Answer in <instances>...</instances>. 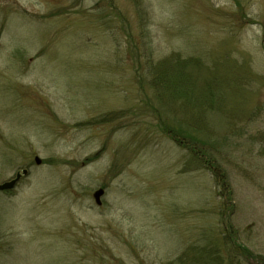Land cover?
I'll use <instances>...</instances> for the list:
<instances>
[{
    "label": "rangeland",
    "instance_id": "rangeland-1",
    "mask_svg": "<svg viewBox=\"0 0 264 264\" xmlns=\"http://www.w3.org/2000/svg\"><path fill=\"white\" fill-rule=\"evenodd\" d=\"M24 169L0 264H264V0H0V184Z\"/></svg>",
    "mask_w": 264,
    "mask_h": 264
},
{
    "label": "trees",
    "instance_id": "trees-1",
    "mask_svg": "<svg viewBox=\"0 0 264 264\" xmlns=\"http://www.w3.org/2000/svg\"><path fill=\"white\" fill-rule=\"evenodd\" d=\"M173 65H174V63H173ZM173 72H176V70L173 68ZM162 73H164V72H162ZM172 72H170L169 70H167L166 72H165V74L167 75V76H169V75H173V74H171ZM165 74L164 75H162V76H159V77H156L155 78V80H154V85L157 87V88H162V89H167V90H169L168 88L171 86V82L170 81H168L166 78V76H165ZM181 73H175L174 74V76H175V78L177 79L175 82H174V88L173 87H170L171 89H173V91H175V93L177 92V93H180L181 95H185V96H188V94H190V91L188 92V91H186V89L188 88V87H186V82L184 81V77L183 76H181L180 75ZM173 76V77H174ZM170 78V77H169ZM182 133V132H181ZM196 143H197V146L199 147V144L198 143H200L199 141H198V139L196 140ZM217 159H215V160H213V163L211 162V163H209V164H212V166L214 167L213 168V170L214 171H216L218 168H219V166L217 165ZM206 251H204L205 252V255H203V256H201L202 257V259H203V264H218L219 262H220V260L218 261V260H216V258L214 257V256H212V255H210V253L207 251V249H205ZM210 255V256H209ZM207 256V257H206ZM197 262H199L200 263V261H199V259L197 258V260H196ZM218 262V263H217ZM199 263H197V264H199ZM221 263V262H220Z\"/></svg>",
    "mask_w": 264,
    "mask_h": 264
},
{
    "label": "water",
    "instance_id": "water-1",
    "mask_svg": "<svg viewBox=\"0 0 264 264\" xmlns=\"http://www.w3.org/2000/svg\"><path fill=\"white\" fill-rule=\"evenodd\" d=\"M35 161H36L37 164L41 163V159L39 157H35ZM27 173H28V171L26 169H24L22 171V173L18 172L16 174L15 178L0 184V191L13 189L16 186V184L18 183V181L22 178V176L26 175ZM103 194H104V189L103 188L98 189L94 193L95 201H96V203L98 205L101 204V197L103 196Z\"/></svg>",
    "mask_w": 264,
    "mask_h": 264
}]
</instances>
